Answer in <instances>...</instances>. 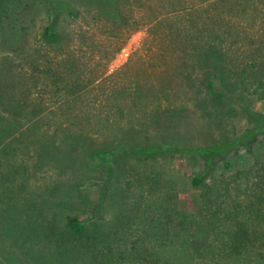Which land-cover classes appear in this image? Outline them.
<instances>
[{
    "label": "rangeland",
    "instance_id": "obj_1",
    "mask_svg": "<svg viewBox=\"0 0 264 264\" xmlns=\"http://www.w3.org/2000/svg\"><path fill=\"white\" fill-rule=\"evenodd\" d=\"M117 19L126 22L119 30ZM50 24L76 74L86 81L94 78L81 95L66 97L47 86L46 71L65 62L64 54L55 56L40 40ZM212 30L219 34L214 41L217 32ZM171 31L183 38L195 33L196 39L185 47L173 45ZM212 41L225 53L227 67H254L260 78L264 0H0V92L25 100L28 108H40L18 120L10 102L0 105V128H6L0 133V214L11 197L13 205L48 202L62 215L89 218L102 191L96 184L106 172L91 171L94 161H87L86 168L83 158L102 148L169 143L186 151L146 161L130 155L116 159L126 173L115 186L110 179L106 187L102 205L104 210L108 206V215L117 200L127 208L133 202L145 206L170 201L182 215H199L200 220L203 202L210 213L238 205L235 217L264 240V134L217 158L205 186L191 182L206 165L197 148L251 129L250 112L264 117V101L242 92L233 71H225L232 97L205 89V72L214 67L202 65L198 55ZM170 50L175 55L169 58ZM159 78L166 80V87ZM137 84L143 97L134 105ZM118 93L123 95L117 100ZM15 169L18 173H10ZM101 215L100 208L94 217ZM2 219L0 264H45L36 257L37 246L3 232ZM239 260L257 264L245 257Z\"/></svg>",
    "mask_w": 264,
    "mask_h": 264
},
{
    "label": "trees",
    "instance_id": "obj_2",
    "mask_svg": "<svg viewBox=\"0 0 264 264\" xmlns=\"http://www.w3.org/2000/svg\"><path fill=\"white\" fill-rule=\"evenodd\" d=\"M216 16L217 14L214 15ZM117 20L119 27L116 30L126 25L125 20ZM212 22L213 25L216 24V18H213ZM215 31L217 32L212 30L211 33ZM215 34L217 36L213 41L219 38L218 32ZM195 39V33L188 34L185 38L180 32L171 31L169 34L171 44L183 47L194 42ZM40 40L49 51L55 53V56L57 52L65 56V62L60 63V68L46 71L49 77L47 86L53 87L54 93L66 97L85 93L94 78L86 81L76 74L77 69L70 62L68 50L53 24L44 28ZM212 42L206 49H201L198 55L202 65L214 67L213 70L210 68L205 72V89L212 94L230 97V84L227 83L228 76L225 75V71H233L232 73H236L233 79L242 92L256 97L258 101H264V72L259 78L260 75L254 67L232 70L231 67H227L229 62L225 53L217 43ZM173 55L175 53H171V50L169 55L167 54L169 58ZM33 68L36 69L34 66ZM159 81L163 85L167 83L162 78H159ZM122 95L118 93L114 97L118 100ZM132 97L134 105H137L143 97L139 84L132 92ZM10 98L9 95L0 92V105L3 101L10 102L13 117L18 120L27 116L32 117L40 109L38 106L28 108L25 100L17 101ZM250 115L254 120L251 129L222 143L196 149L197 153L206 160V165L200 175L192 178L193 185H206V179L217 158L225 157L233 150L248 145L255 136L264 134V117L251 112ZM0 119L3 118L0 116ZM5 132L6 128L1 127L0 133ZM6 150L2 152L5 153ZM183 151L186 150L169 143L127 145L117 149L102 148L92 151L89 159L83 158L82 165L88 168L90 164L88 166L87 161H94L90 167L91 171L103 168L106 172L103 180L96 184L102 188V191L92 216L80 218L77 215H62L48 202H27L20 204L21 206L17 205L18 202H14L16 204L13 205L10 203L12 198L9 197L11 201L3 210L5 214L3 212L0 214L4 218L2 230L5 234L22 237L26 245L37 246L36 257L42 258L45 264H238L237 260L242 257L254 260L257 264H264V240L262 236L251 235L245 221L235 217L238 205H234L229 210L217 209L210 213L208 204L203 202L204 213L201 220L196 217L199 215L195 217L182 215L170 201L150 202L145 206L133 202L127 208L125 202L113 201L112 197L111 201L114 203L111 205V215L106 211L108 206L103 209L102 201L110 179L115 186L122 173H126L124 163L121 166L115 163L119 156L122 155L124 158L129 155L137 156L141 157L142 161H146L169 153L180 154ZM12 172L18 173V170L15 169L10 173ZM8 183L10 187L12 180L8 179ZM171 198L173 196L167 194V199ZM100 208L101 214H105V217L108 215V218L102 215L98 219L94 217ZM217 227L224 229V232H217Z\"/></svg>",
    "mask_w": 264,
    "mask_h": 264
}]
</instances>
